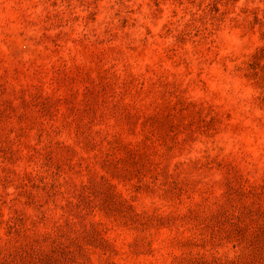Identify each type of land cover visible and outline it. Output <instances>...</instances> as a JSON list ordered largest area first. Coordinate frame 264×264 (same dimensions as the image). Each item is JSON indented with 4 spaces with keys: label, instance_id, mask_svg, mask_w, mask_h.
<instances>
[{
    "label": "rangeland",
    "instance_id": "obj_1",
    "mask_svg": "<svg viewBox=\"0 0 264 264\" xmlns=\"http://www.w3.org/2000/svg\"><path fill=\"white\" fill-rule=\"evenodd\" d=\"M0 264H264V0H0Z\"/></svg>",
    "mask_w": 264,
    "mask_h": 264
}]
</instances>
